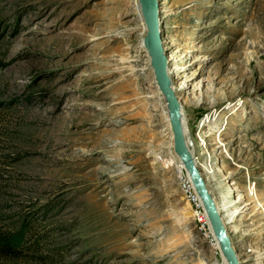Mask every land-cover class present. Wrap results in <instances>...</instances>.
Returning <instances> with one entry per match:
<instances>
[{"label":"rangeland","instance_id":"1","mask_svg":"<svg viewBox=\"0 0 264 264\" xmlns=\"http://www.w3.org/2000/svg\"><path fill=\"white\" fill-rule=\"evenodd\" d=\"M157 1L188 150L240 263L264 264V0ZM139 8L0 0V233L27 228L0 264H226L149 115Z\"/></svg>","mask_w":264,"mask_h":264},{"label":"water","instance_id":"2","mask_svg":"<svg viewBox=\"0 0 264 264\" xmlns=\"http://www.w3.org/2000/svg\"><path fill=\"white\" fill-rule=\"evenodd\" d=\"M141 6L142 16L145 23L146 34L143 44L148 50L150 58V67L153 72L156 84L163 94L167 111L169 114V122L173 135V150L184 165L195 191L202 202L208 223L215 235L221 254L227 264H241L237 258L234 248L231 244L227 230L223 225L220 212L217 208L214 197L208 189L206 181L202 173L197 168L193 156L188 151L184 128L181 119L180 105L177 96L171 89L170 81L167 77L165 69L161 66L163 59H166L163 53L162 37L160 32L159 6L157 0H138Z\"/></svg>","mask_w":264,"mask_h":264},{"label":"bare ground","instance_id":"3","mask_svg":"<svg viewBox=\"0 0 264 264\" xmlns=\"http://www.w3.org/2000/svg\"><path fill=\"white\" fill-rule=\"evenodd\" d=\"M137 1V0H136ZM138 4H140L139 3V1H138ZM139 9H140V12H139V15H138V19H139V23H140V25L142 26V27H144L145 28V26H144V23H142V20H144L143 19V16H142V11H141V6L139 5ZM165 10H163L162 12H160V9H159V14L161 13H163ZM161 14H160V16H161ZM160 16H159V19H160ZM145 33V32H144ZM144 34H142V39H141V41H140V49H141V52L143 51L144 53H146V54H148V50H147V48L144 46V44H143V39H144ZM163 43V42H162ZM163 53H164V48H163ZM149 57V56H148ZM148 64H150V58H149V60H148ZM161 66L165 69V71H166V74H167V77H168V79H169V81H170V84H171V89L174 91V93H175V95H176V93H178L179 91H180V89H179V86H175V84L173 83V80H174V76L173 75H171V73L169 72V71H167V69H166V67H167V61H166V59H163L162 60V62H161ZM155 80V79H154ZM154 84H155V93L157 94V97H153V96H149V97H146V98H154V101H153V103L154 104H156V105H154L153 106V108H152V113L151 114H149L151 117H153V118H159V117H161V118H163L164 119V122H165V127H166V131L167 132H170V129H171V126H170V122H169V114H168V111H167V104H166V101H165V98H164V96H163V94L160 92V90H159V88H158V86H157V84H156V81L154 82ZM177 96V95H176ZM177 99L179 100V98L177 97ZM186 102H183L181 99L179 100V105H180V113H181V119H182V113H183V111H184V108L186 107V104H185ZM188 107V106H187ZM184 128V127H183ZM171 133V135H172V132H170ZM186 132H185V128H184V136H185V143H186V146H187V142H186V134H185ZM170 135V136H171ZM170 138V143H169V148L171 149V152L173 151V143H172V139H173V135H172V137H169ZM193 143V142H192ZM187 149H188V146H187ZM189 151V150H188ZM190 152V151H189ZM191 153V152H190ZM176 155V154H175ZM192 155V154H191ZM208 155H211V153H209ZM177 156V155H176ZM193 156V155H192ZM207 157V156H206ZM177 160H178V162L181 164V167H182V170H180V172H179V177H178V179H180L181 178V176L182 175H184V172H186L185 171V168H184V165L182 164V162H181V160L179 159V157L177 156ZM194 159V161H195V163H196V160H195V158H193ZM197 165V164H196ZM197 168H198V166H197ZM220 168V167H219ZM199 169V168H198ZM223 169V168H222ZM200 171V170H199ZM221 169L219 170L218 169V173H220L221 174ZM216 174V173H215ZM225 174H223V176H224ZM222 203V202H221ZM217 204V203H216ZM225 205V204H224ZM224 205H219V204H217V208H218V210H219V212H221L222 213V210L225 208L224 207ZM245 206H247V204L245 205ZM244 206V207H245ZM190 207V206H189ZM243 207V208H244ZM191 209V208H190ZM225 210V209H224ZM205 211V210H204ZM191 212H192V210H191ZM221 213H220V215H221ZM206 214V213H205ZM189 215H193V212H192V214L190 213ZM228 216V215H227ZM224 217V218H226V219H223L222 218V216H221V218H222V222H223V225L225 224V223H227V221H229L230 219H231V216L229 215L228 217ZM226 222H225V221ZM231 222V221H230ZM225 226V225H224ZM208 227H209V231L211 232L212 230H211V227H210V225H209V223H208ZM211 233H213V232H211ZM214 235V234H213ZM214 238H215V240H216V242H217V244H218V241H217V239H216V237H215V235H214ZM218 248H219V244H218ZM219 251H220V249H219ZM220 254H221V252H220ZM236 254V253H235ZM222 255V254H221ZM237 256V255H236ZM222 257H223V255H222ZM223 259H224V257H223ZM225 260V259H224ZM226 262V261H225ZM227 264V263H226Z\"/></svg>","mask_w":264,"mask_h":264},{"label":"built area","instance_id":"4","mask_svg":"<svg viewBox=\"0 0 264 264\" xmlns=\"http://www.w3.org/2000/svg\"><path fill=\"white\" fill-rule=\"evenodd\" d=\"M180 190L193 212V220L197 226L206 230L208 220L205 214L201 200L199 199L195 188L186 172L178 179ZM209 228V227H208Z\"/></svg>","mask_w":264,"mask_h":264},{"label":"trees","instance_id":"5","mask_svg":"<svg viewBox=\"0 0 264 264\" xmlns=\"http://www.w3.org/2000/svg\"><path fill=\"white\" fill-rule=\"evenodd\" d=\"M27 228L20 231L0 233V253L4 255H15L18 248L25 244L24 237L27 234L25 232Z\"/></svg>","mask_w":264,"mask_h":264}]
</instances>
